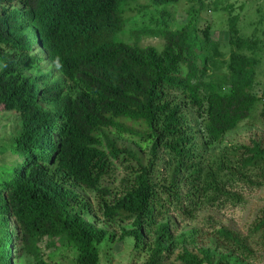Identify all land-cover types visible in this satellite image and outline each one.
Instances as JSON below:
<instances>
[{
	"label": "trees",
	"instance_id": "1",
	"mask_svg": "<svg viewBox=\"0 0 264 264\" xmlns=\"http://www.w3.org/2000/svg\"><path fill=\"white\" fill-rule=\"evenodd\" d=\"M134 1L0 0V114L16 112L21 119L2 151L14 159L0 171V264H51L46 257L58 240L77 250V264H99L98 246L110 232L86 219L91 210L78 189L96 193L108 226L133 221L121 234L135 238L134 251L153 233L145 264H164L174 242H184L170 221L157 223L170 207L191 218L201 204L264 185L261 140L211 167L200 152L222 144L258 105L264 115V91L255 92L258 40L235 31L228 74L203 82L210 44L191 23L146 31L162 36L161 51L120 38ZM180 1L150 3L163 6L165 15ZM204 34L210 39L208 29ZM121 169L128 175L117 186ZM256 169L263 175H254ZM253 235L264 240V207ZM210 242L216 246L183 248L179 262L247 264L254 258L249 239L226 226Z\"/></svg>",
	"mask_w": 264,
	"mask_h": 264
},
{
	"label": "rangeland",
	"instance_id": "2",
	"mask_svg": "<svg viewBox=\"0 0 264 264\" xmlns=\"http://www.w3.org/2000/svg\"><path fill=\"white\" fill-rule=\"evenodd\" d=\"M203 7L202 10H199ZM163 6H152L150 0H136L127 6L125 17L127 26L120 38L128 43L139 40L142 45L155 46L159 51L163 49L164 39L162 36L147 34L146 31L169 28L175 30L188 23L197 27L202 40L209 42L211 63L209 70L200 77L203 82H218L225 78L229 72L230 56L237 50L236 32L242 39L258 40L254 53L258 59L257 84L255 92L258 95L264 91V0H181L174 7H169L163 15ZM198 10V11H197ZM167 26V27H165ZM210 31V39L206 40L204 31ZM142 31H145L142 32ZM236 31V32H235ZM248 53L247 49L242 51ZM43 55L42 53H40ZM185 70V68H183ZM21 119L16 112L0 114V171L4 161L13 160L3 150L8 149L11 139L19 131ZM254 140H261L264 144V115L262 106L258 105L249 120L244 122L236 131L227 135L222 144H217L210 151H200L204 156L205 165L211 167L216 159L227 156L234 158L235 148L242 145H251ZM136 149V145L125 141ZM139 150V149H138ZM8 153V152H7ZM166 171L164 174H170ZM163 174V175H164ZM116 175V185L121 184L124 175H128L121 169ZM254 175H263L256 169ZM78 193L88 203L90 213L86 219L106 228L109 236L99 246V264H145L154 244L153 233L147 235L146 244L143 248L134 251L135 238L122 236L121 230L134 228L133 221L120 222L111 227L105 224L98 214V199L95 192L78 189ZM238 196L232 200L215 201L213 205L201 204L199 212L191 218L178 215L174 207L169 208L170 214H165L157 223L170 221L174 230V236L184 242H174L170 254L164 259V264H181L178 255L183 248L193 251L194 247H212L216 245L210 242V237L216 229L226 226L239 233L243 238H248L254 252V258L247 264H264V240L256 235L250 236V228L264 207V185ZM114 238H111V235ZM193 235V237L189 236ZM189 235V236H188ZM58 249L51 251L46 257L51 264H77V250L56 241ZM223 250L215 252V261Z\"/></svg>",
	"mask_w": 264,
	"mask_h": 264
}]
</instances>
